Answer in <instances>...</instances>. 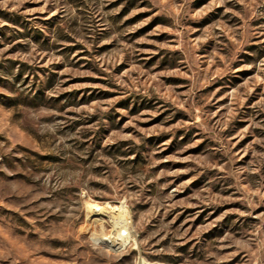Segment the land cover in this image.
I'll return each instance as SVG.
<instances>
[{
  "label": "rangeland",
  "instance_id": "374dc122",
  "mask_svg": "<svg viewBox=\"0 0 264 264\" xmlns=\"http://www.w3.org/2000/svg\"><path fill=\"white\" fill-rule=\"evenodd\" d=\"M139 255L264 264V0H0V264Z\"/></svg>",
  "mask_w": 264,
  "mask_h": 264
},
{
  "label": "bare ground",
  "instance_id": "6f19581e",
  "mask_svg": "<svg viewBox=\"0 0 264 264\" xmlns=\"http://www.w3.org/2000/svg\"><path fill=\"white\" fill-rule=\"evenodd\" d=\"M101 206H99V205H92L90 207L91 213L93 212V213H96L97 215L98 214H105V213L108 214V216H109L108 217V220L111 221V223L114 226V228L116 229V231L114 232V234H111L110 236H102V237H99L98 239H100L101 241L105 242V244H107V242H108V244L113 243L115 245H118L117 247H119V248L123 247L125 244L128 243L127 241L129 240V237L132 234L131 233L130 226H127L126 225V222H127V219H128V218H126L127 216L124 215V214H121V213H120V216H118V215L117 216H114L113 214H115V213L111 214L109 210H105ZM121 209H122L121 206H112L110 210L122 212ZM122 213H124V212H122ZM125 226L128 228L127 229L128 234L125 237H120L119 236L120 235V230H121V228H123Z\"/></svg>",
  "mask_w": 264,
  "mask_h": 264
},
{
  "label": "built area",
  "instance_id": "2783aa9c",
  "mask_svg": "<svg viewBox=\"0 0 264 264\" xmlns=\"http://www.w3.org/2000/svg\"><path fill=\"white\" fill-rule=\"evenodd\" d=\"M130 222L129 219H127V222H126V225L128 226V223ZM127 227H123V229L120 230V237H125L128 232H127ZM96 240H98V238H96ZM100 242H103V241H100ZM108 243V242H107ZM134 264H154L153 262L151 261H148L147 259H145L143 256H137V258L135 259L134 261Z\"/></svg>",
  "mask_w": 264,
  "mask_h": 264
}]
</instances>
